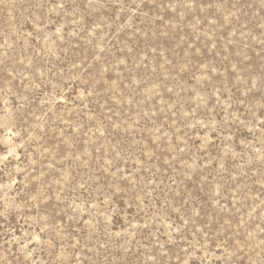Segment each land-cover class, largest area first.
Here are the masks:
<instances>
[{
	"label": "rangeland",
	"instance_id": "obj_1",
	"mask_svg": "<svg viewBox=\"0 0 264 264\" xmlns=\"http://www.w3.org/2000/svg\"><path fill=\"white\" fill-rule=\"evenodd\" d=\"M0 264H264V0H0Z\"/></svg>",
	"mask_w": 264,
	"mask_h": 264
}]
</instances>
